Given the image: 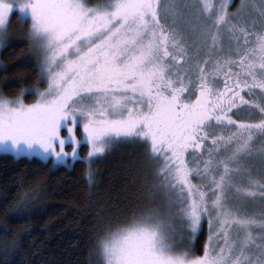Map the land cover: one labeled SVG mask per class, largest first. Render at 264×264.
<instances>
[{"label":"snow or ice","instance_id":"6c2138e0","mask_svg":"<svg viewBox=\"0 0 264 264\" xmlns=\"http://www.w3.org/2000/svg\"><path fill=\"white\" fill-rule=\"evenodd\" d=\"M231 3L0 0V48L16 11L47 81L31 103L0 94V152L56 166L83 143L89 161L120 141L142 150L138 204L102 228L89 264H264V0ZM33 205H4L0 264Z\"/></svg>","mask_w":264,"mask_h":264},{"label":"trees","instance_id":"16d2710c","mask_svg":"<svg viewBox=\"0 0 264 264\" xmlns=\"http://www.w3.org/2000/svg\"><path fill=\"white\" fill-rule=\"evenodd\" d=\"M96 0H89L95 3ZM238 0H232L231 10ZM14 17V16H13ZM25 27V26H24ZM28 58L31 63H20ZM7 65V68L3 66ZM45 86L39 66L23 40H14L0 50V94L22 96L24 102L36 99V89ZM32 89L21 94V88ZM83 153L87 146L82 145ZM141 151L127 141L114 143L89 164L82 158L70 167L37 158L0 154V215L5 204L28 199L36 211L14 227L27 234L20 241L14 264H89L102 228L122 220L127 209L138 204V188L145 178L140 170ZM92 172L91 182L86 173ZM205 228L196 241L202 252ZM3 236L0 235V242Z\"/></svg>","mask_w":264,"mask_h":264},{"label":"rangeland","instance_id":"374dc122","mask_svg":"<svg viewBox=\"0 0 264 264\" xmlns=\"http://www.w3.org/2000/svg\"><path fill=\"white\" fill-rule=\"evenodd\" d=\"M88 2H89V0H88ZM230 10H231V9H230ZM13 16H14V17H13ZM24 26H25V27H24ZM26 29H27V23L24 22V21L20 18L18 12L13 11V12L10 14V18H9V20H8V22H7V30H8V33L10 34L11 38H12V41H14V40H16V39L25 41V35H24V34H25V32H26ZM1 49H2V48H0V50H1ZM30 55L32 56V59H33V60L38 64V66H39V61H38V59H37V55H36L34 49H32V48H30ZM46 86H47V81H46V79H45V86H44V88H45ZM42 89H43V88H42ZM25 103H31V102H25ZM234 115H235V117H236L237 119L257 118L255 113H251V114H250L248 108H241L240 111H239L238 113H234ZM76 131H77V135H79V134H80V129L77 128ZM66 132H67V129L65 128V129L62 130V133H61V134H66ZM83 144H85V145L87 146L86 143H83ZM83 144H82V145H83ZM82 145H81L80 148H79L78 158H82V159H84V157H85L86 154H87V150H88V149L86 148V150H85L86 152L83 153V150H84V149L81 148ZM66 147H67V150L70 151L71 146L68 145V146H66ZM136 147H137V149H139L140 151H142L141 148H140L139 146L136 145ZM0 154H4V153L0 152ZM8 154L12 155L11 153H8ZM101 154H103V153L96 154V155H95L90 161H89V160H86V159H84V160L86 161L87 164H89L92 160H94L95 158H97V157L100 156ZM12 156H13V155H12ZM17 157H27V158H37V159H40V157H39L38 155H36L35 153L32 154V155H23V154H22V155L17 156ZM17 157H16V158H17ZM78 158H75V159L69 158V161H68L67 164H58V165H56V166L63 165V166H66V167H70V166L72 165V163H73L76 159H78ZM40 160L43 161V162L50 163L51 166H52V161H51L50 159L47 160V161L42 160V159H40ZM56 166H52V167H56ZM254 171H255V169H254ZM194 178H195V177H194ZM259 203H260V202H259L258 200H257V201H250L249 204L247 205L249 211H253V210L258 211V210H259ZM203 227L205 228V232H206V231H207V221H206V220H205L204 223H203ZM176 235L179 236V233H177ZM206 237H207V236H206ZM205 239H206V238H205Z\"/></svg>","mask_w":264,"mask_h":264},{"label":"flooded vegetation","instance_id":"af4514ba","mask_svg":"<svg viewBox=\"0 0 264 264\" xmlns=\"http://www.w3.org/2000/svg\"><path fill=\"white\" fill-rule=\"evenodd\" d=\"M206 236H207V231H206V234H205L204 240H205Z\"/></svg>","mask_w":264,"mask_h":264}]
</instances>
